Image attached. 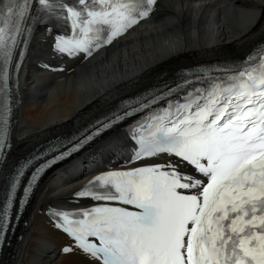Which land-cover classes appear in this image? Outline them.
Wrapping results in <instances>:
<instances>
[{
	"label": "snow or ice",
	"instance_id": "snow-or-ice-1",
	"mask_svg": "<svg viewBox=\"0 0 264 264\" xmlns=\"http://www.w3.org/2000/svg\"><path fill=\"white\" fill-rule=\"evenodd\" d=\"M4 3L0 0V97L11 95L5 62H11L13 50L26 43L27 28L22 24L31 20L28 13L33 4L39 6L36 10L41 19L44 14L62 16L72 21L77 35L83 34L80 39L57 40V51L90 57L122 35L121 29L126 32L148 18L157 0L122 4L110 0H8L6 10ZM88 33H102L106 38L93 45L86 38ZM20 56L16 51L17 61ZM255 59L250 57L248 63ZM12 71L17 73V63L12 64ZM254 71L239 70L220 94L194 99L163 117L166 123L146 122L134 134L143 155L177 157L202 179L180 173L171 163L96 176L89 182L93 191L82 186L75 195L97 202L122 201L138 211L99 206L81 213H53L56 227L71 238L63 252L80 250L98 264H264V72L254 76ZM157 102L153 97L126 109L103 128ZM3 107L0 102V111ZM92 139L88 135L42 166H34L28 188L22 187V191L30 192L40 173ZM5 147L0 138V150ZM17 183L23 185V181ZM193 189L196 194L179 191ZM10 230L11 223L0 209V246Z\"/></svg>",
	"mask_w": 264,
	"mask_h": 264
},
{
	"label": "bare ground",
	"instance_id": "bare-ground-1",
	"mask_svg": "<svg viewBox=\"0 0 264 264\" xmlns=\"http://www.w3.org/2000/svg\"><path fill=\"white\" fill-rule=\"evenodd\" d=\"M120 40L88 60L66 58V71L53 72L45 65L60 61L55 39L45 29L37 32L22 70L18 133L4 171H10L12 160L76 131L120 99L142 91L154 83L152 78L158 81L188 64L237 61L254 52L264 44V0H161L152 19ZM126 138V132L118 131L69 171L44 179L21 226L11 264H98L77 250L62 252L69 239L49 223L46 209L71 201L84 177L74 174L70 179L73 170L123 157ZM184 174L202 179L188 164ZM5 179L6 173L0 179V198Z\"/></svg>",
	"mask_w": 264,
	"mask_h": 264
},
{
	"label": "rangeland",
	"instance_id": "rangeland-1",
	"mask_svg": "<svg viewBox=\"0 0 264 264\" xmlns=\"http://www.w3.org/2000/svg\"><path fill=\"white\" fill-rule=\"evenodd\" d=\"M163 73H165V72H163ZM163 73H162V74H163ZM162 74H161V75H162ZM168 74H170V73H166L162 78H164V77L167 76ZM155 80H156L155 78H152V79L150 80V82H154ZM12 161H13V160H12ZM13 162H14V161H13ZM10 260H11V259H10Z\"/></svg>",
	"mask_w": 264,
	"mask_h": 264
},
{
	"label": "water",
	"instance_id": "water-1",
	"mask_svg": "<svg viewBox=\"0 0 264 264\" xmlns=\"http://www.w3.org/2000/svg\"><path fill=\"white\" fill-rule=\"evenodd\" d=\"M114 46H112V47H110L109 49H107V50H110L111 48H113Z\"/></svg>",
	"mask_w": 264,
	"mask_h": 264
}]
</instances>
